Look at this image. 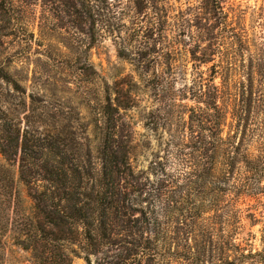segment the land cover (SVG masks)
I'll return each mask as SVG.
<instances>
[{
    "label": "rangeland",
    "instance_id": "rangeland-1",
    "mask_svg": "<svg viewBox=\"0 0 264 264\" xmlns=\"http://www.w3.org/2000/svg\"><path fill=\"white\" fill-rule=\"evenodd\" d=\"M86 2L0 0V69L22 89L16 94L0 81V123L13 119L23 127L31 116L33 129L68 125L85 139L91 107L107 96L129 102L133 168L146 172L161 163L173 181L154 264H226L232 226L247 251L262 250L264 219L250 223V203H234L222 178L207 174L209 153L197 149V140L209 124L189 117L203 109L193 81L198 73L209 80L214 66L223 138L245 123L248 145L264 142L263 103L254 100L264 90V0ZM199 172L205 174L195 179ZM30 194L18 181V164L0 155V264H116L119 246L92 254L42 236Z\"/></svg>",
    "mask_w": 264,
    "mask_h": 264
},
{
    "label": "trees",
    "instance_id": "trees-1",
    "mask_svg": "<svg viewBox=\"0 0 264 264\" xmlns=\"http://www.w3.org/2000/svg\"><path fill=\"white\" fill-rule=\"evenodd\" d=\"M87 9L89 14L88 4ZM216 9L222 14L220 7ZM191 59L200 62L193 54ZM210 72L209 80L198 73L193 81V94L202 100L203 109H198V116L191 109L189 120L194 117L209 124L207 135L197 140V149L209 153L207 174L222 178L234 203L235 198L250 203L246 215L250 223L260 222L264 219V142L248 145L245 123L241 132L223 138L225 115L218 105L221 90L214 84V66ZM0 81L14 93H22L18 82L4 69H0ZM254 100L262 102L264 108V90ZM129 108V102L112 101L109 96L91 107V137L85 139H79L72 126L51 132L33 129L31 124L36 121H29L31 116L25 117L23 127L7 119L0 123V155L6 162L18 164V181L31 193L42 236L51 233V241L81 244L92 254L99 246H119L116 264H154L156 236L165 224L160 219L166 218L174 202L173 181L161 163H153L146 172L133 168V134L124 118ZM203 173L193 177L201 179ZM192 175L186 173L185 178ZM235 208L232 213L238 217L242 212ZM237 231L232 226L228 232L226 264H264V233L262 250L253 252L238 242ZM57 258L61 259L60 255Z\"/></svg>",
    "mask_w": 264,
    "mask_h": 264
}]
</instances>
